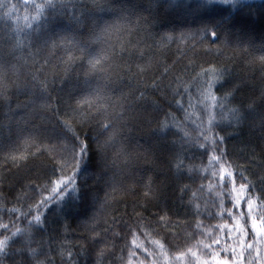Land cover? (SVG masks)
I'll return each mask as SVG.
<instances>
[{
  "label": "snow or ice",
  "instance_id": "1",
  "mask_svg": "<svg viewBox=\"0 0 264 264\" xmlns=\"http://www.w3.org/2000/svg\"><path fill=\"white\" fill-rule=\"evenodd\" d=\"M24 2L25 7L31 5L35 14L30 16L26 13L23 17V26L16 14L18 5L11 3L10 0H0V21H9L16 17L11 52H20L19 59L25 64L31 60L34 68L30 72L33 82L32 95L39 92L40 98L44 101L39 108L50 112L55 119L59 128L56 139L62 143L58 146L48 145L35 132H28L27 136L23 137V148L20 154L10 152L5 158L6 161H9L12 167L20 168L24 166L25 161L32 159L38 162L37 167L40 168L44 163L42 158L46 154L51 155L57 151L58 147L62 148L63 151L58 159L54 155L51 156L55 161L53 174L58 166L61 170L60 178L50 181L52 194H60L63 191V195L59 196L62 202L67 195L69 184L72 185V191H76L73 181L80 171L85 156L91 164L96 161L98 154H101L102 159V154L107 149L113 148L125 165L133 159L140 158L141 153L137 152L133 155L126 151L122 139L129 131L130 112L140 106L143 120L149 125L155 124L156 132L161 138L174 135L179 137L181 145L186 142L202 150L198 163L186 162L182 152L174 154L172 163L177 175L184 172L206 173L204 179L212 178L209 179L207 187L216 194V199L212 202L215 211L208 213L211 219L219 218L220 222L215 225L205 226L203 220H196L195 216L200 214L201 205L190 201V205L195 209L192 213L193 221L186 222L187 227L192 229L185 236V242L190 246L186 248V251H180L176 258L185 260L186 257H190V261H186V264H257V262L264 264V143L258 146V153L256 149H253L249 158L242 160L239 155L228 150L225 137L217 131L219 128L217 115L223 116L224 110H227L232 122L236 125H240L245 120L246 110L243 104L233 106L235 97L241 90V84L232 80L225 69L209 63L208 67L199 66L200 71L195 74L191 83L185 81L182 76L176 75L165 85L164 80L169 78L172 72V69L165 64L163 71L158 76L153 75L150 81L145 80L142 88L137 87L128 94L121 91L119 95H113L116 91L113 85L117 81L110 69L114 65L121 70V73L133 77L144 76L151 68L150 59L146 64L136 62L135 71H133V64L125 61V56L128 60L134 56H144V50L139 43L133 44L127 39L119 42V53L116 51V44L108 43L112 35L119 36L125 30L127 35L131 36L134 31L131 25L116 22L100 27L93 21V28L87 40H81L76 35L54 33L52 28L57 15L66 14L69 7L78 8L76 0H39V2L24 0ZM93 4L99 10L104 8L101 0H93ZM216 4L228 5L237 11L245 6L243 0H201L202 7H211ZM79 10L83 15L84 9ZM71 21L76 25L83 24L80 16L75 14L71 17ZM136 23L139 25V21ZM34 24L35 27H33ZM224 25L223 20L204 23L196 30L181 33V43L186 44L192 53H195L198 47L208 52H220L221 47L229 46V36L223 30ZM34 34H39L43 39L40 47H36L33 43ZM172 39L171 36L162 39L161 47L167 45ZM94 44L100 45L99 51L95 54L90 50L91 45ZM105 44L108 46L104 47ZM33 48H35L34 51ZM26 50L27 56L24 55ZM58 50L63 51L64 55L58 56ZM261 52L258 59L264 63V45L261 46ZM118 55L123 61L121 64L116 63ZM78 60L87 61V68L83 72L84 88L78 95L70 96L67 100L57 98L56 102H53L51 92L55 90L53 86L57 78L61 73L66 76ZM10 72L19 76L16 65L9 69L0 59V100L3 101L10 99L8 92L14 85L21 87L18 79L15 81L9 79ZM193 84L198 94L197 102L202 105L201 111L206 114V117H200V122L196 124L195 129L190 130L186 122L192 116L188 109L193 107ZM154 94H158L159 99L155 98ZM169 95L171 100L168 99ZM260 102L264 104V91L261 93ZM255 106V100L249 101L247 111L254 110ZM178 112H182L183 117L178 116ZM93 131L103 134V141L98 138V135H92ZM117 144H120L118 149ZM243 151L241 149V152ZM143 155L147 159V153ZM257 157H259V163ZM68 168L73 171L72 175L65 180L63 170ZM7 182V177L0 174V184ZM36 187L31 184L25 185L22 179H18L16 184H9V192L16 195V201L11 208L6 207L7 196L2 194L3 188H0V208H4L8 216V222L0 216V257H6L12 246L19 245L16 251L20 254L25 252L29 254L28 264L32 262L46 264L45 260L39 258L40 249L33 247L34 229L38 232L46 230L48 213L53 211L52 204L56 201L54 195H44L49 185L40 189L38 198L28 197L26 189L35 192ZM111 187L113 192L131 191L135 195L134 187L122 189L115 177L112 179ZM184 187L188 188V186ZM204 187L205 185L201 184L200 188ZM17 188L19 192H16ZM143 188L142 202H134L130 218L124 222L121 229L123 235L114 232L112 239L100 241L105 243L106 247L108 244L115 247L117 243L115 238L118 237L125 241L126 248L129 243L131 244L127 256L120 257L122 264H149L146 259H133L139 249H143L147 257L153 258L150 264H158L155 258L156 252L150 251L141 241L142 236L151 240L154 248L159 250V254L165 257L166 261L168 258L166 246L174 241V237L169 239L172 227V219L168 214L170 209L160 207V196L153 187L151 177H148ZM27 200H31L32 203L27 205L26 210L17 206L21 201ZM107 203L106 198L105 205ZM151 207H157L159 211L149 216L144 215L145 212L150 211ZM93 219L95 220L96 217ZM21 224L25 226L22 227ZM92 230L95 231L94 226ZM96 236L99 237L100 233H96ZM129 237H131L130 242ZM121 251L123 252L124 249ZM61 255L63 256L64 253L61 252ZM69 255H71L70 252ZM104 255L105 249H101L98 264H103ZM0 264H3L2 260Z\"/></svg>",
  "mask_w": 264,
  "mask_h": 264
},
{
  "label": "trees",
  "instance_id": "2",
  "mask_svg": "<svg viewBox=\"0 0 264 264\" xmlns=\"http://www.w3.org/2000/svg\"><path fill=\"white\" fill-rule=\"evenodd\" d=\"M10 2L18 5L16 14L20 18L21 26L24 24L23 17L26 13L30 16L35 14L30 4L25 7L24 0H10ZM101 2L104 4L103 10L95 8L93 0H76L78 8L69 7L66 14L57 15L52 28L54 33L76 35L81 40H87L93 28V21L100 25L106 21L111 23L120 17L123 19L120 23L131 25L134 29L131 36H128L125 30L119 36L112 35L108 43L116 44L117 53H119V42L127 39L133 44L139 43L144 50V56H134L131 60L125 56V61L132 63L133 71H135L136 62L146 64L150 59L151 68L144 76L133 77L121 73V70L114 65L110 69L117 81L113 85L116 89L113 95H119L121 91L128 94L137 87L142 88L144 81H150L153 75L158 76L165 64L172 69L169 78L164 80L165 85L176 75L182 76L185 81L191 83L192 78L200 71V65L208 67L209 63L215 64L218 68L225 69L232 80L241 84V90L235 97L233 106L243 104L246 110L245 120L240 125L232 122L227 110H224L223 116L218 114L217 131L225 137L228 150L239 155L242 160L248 159L253 149H256L258 153V146L264 143V104L260 102L261 93L264 91V63L258 59L262 54L261 46L264 45V0H243L245 6L239 11L220 4L202 7L201 0H101ZM80 8L84 9L83 15ZM73 14L80 16L83 20L82 25H76L71 21ZM221 20L225 21L223 30L229 36V46L221 47L220 52H208L198 47L196 52L192 53L186 44L181 43V33L196 30L204 23H215ZM15 26L16 17L9 21H0V59L9 69L13 65L17 66L19 76L10 72L9 79L13 81L18 79L21 85V87L14 85L9 90L8 101L0 100V169H2L0 174L6 176L8 181L0 184V188H3L2 194L7 196L6 207L11 208L16 201V195L9 192V184H16L18 179H22L25 185L39 186L36 187L35 192L26 189L28 197L36 196L37 198L40 189L49 185L44 195H54L56 202L52 204L53 211L48 213L46 230L38 232L34 229L33 247L40 249L39 258L45 260L46 264H98L99 251L105 249L103 264H122L120 257L127 256L131 244L129 243L126 248L125 241L118 237L115 238L117 241L115 247L111 244L106 247L105 243L100 241L112 239L114 232L123 235L121 232L123 224L129 220L134 202H142L143 185L148 177H151L153 187L160 196V207L170 209L168 214L172 219L169 239L174 237V241L166 246L167 261L159 254V250L154 248L150 239L143 236L140 239L150 251L156 252L155 258L158 264H169V262L170 264H186V261H190V257H186L185 260H178L176 257L180 251H186V248L190 246L185 242L186 233L192 231L187 227L186 222L193 221L192 213L195 211L190 201L201 205L200 214L195 216L196 220H203L205 226L220 222L219 218L211 219L208 216L209 212L215 211L212 202L216 199V194L207 187L209 179L212 178L204 179L206 175L204 172H184L177 175L172 163L174 154L182 152L186 162L198 163L202 150L186 142L181 145L179 137L174 135L161 138L156 132V125H149L143 120L142 107H135L134 111L130 112L129 131L122 138L126 151L133 155L139 152L142 154L140 158L133 159L125 165L113 148L107 149L102 154V159L101 154H98L96 161L91 164L85 156L80 171L73 181L76 191H72V185L69 184L67 195L62 202L59 196L63 195V191L60 194H52L50 186V181L59 179L61 175L58 166L53 174L55 161L51 156L54 155L58 159L63 151L62 148L58 147L57 151L51 155L46 154L42 158L44 163L40 168L37 167L38 162L32 159L25 161L24 166L20 168L12 167L11 163L6 161L5 158L10 152L20 154L23 148V137L27 136L28 132H35L48 145L58 146L62 143L56 139L59 128L55 119L50 112L39 108V105L44 102L39 92L32 95L33 82L30 72L34 68L31 60L25 64L19 59L20 52H11ZM168 36L173 39L161 47L162 39ZM32 40L36 47L43 44L39 34H34ZM107 46V44L104 45V47ZM99 48L100 45L94 44L91 45L90 50L95 54ZM24 55L27 56V50ZM57 55L63 56L64 53L58 50ZM116 63H123L119 55ZM86 68L87 61L78 60L66 76L63 73L60 74L53 86L55 90L51 92L53 102H56L57 98L67 100L70 96L80 93L84 88L83 72ZM117 73L120 74L117 75ZM192 94L193 107L188 109L192 116L186 122L190 130L195 129L196 124L200 122V117H206V114L201 111L202 105L197 102L198 94L194 84ZM154 95L159 99L158 94ZM168 99L171 100L170 95ZM251 100L256 101L255 109L247 111V104ZM185 107L187 108V104ZM149 110H151L150 106ZM217 111L219 112V109ZM177 115L183 117L182 112H178ZM92 135H98L101 141L104 139V135L100 132L93 131ZM119 147L120 144H117L116 148ZM241 149L244 151L241 152ZM144 153H147V159L144 158ZM257 162L259 163V157ZM72 171L71 168L63 170L65 180L72 175ZM113 177L122 189L134 187L135 195L131 191L113 192L111 187ZM201 184L205 185L203 189L200 188ZM184 186L188 188L185 189ZM16 192H19V188ZM106 198L108 203L105 205ZM29 203L32 201H21L17 206L26 210ZM157 211L159 208L151 207L150 211L145 212L144 215L149 216ZM0 216L8 222L4 208H0ZM94 217H96L95 220ZM21 226L25 225L21 224ZM93 226L95 231L92 230ZM96 233H100V236L97 237ZM128 240L130 242L131 237ZM19 247V245L12 246L6 257H0L3 264H28L29 254L18 253L16 249ZM121 249L124 251L122 252ZM61 252L64 253L63 256ZM133 259H146L150 264L153 258L147 257L143 249H139Z\"/></svg>",
  "mask_w": 264,
  "mask_h": 264
},
{
  "label": "clouds",
  "instance_id": "3",
  "mask_svg": "<svg viewBox=\"0 0 264 264\" xmlns=\"http://www.w3.org/2000/svg\"><path fill=\"white\" fill-rule=\"evenodd\" d=\"M123 19L120 17H117V19H115L113 22L109 23L108 21L104 22L103 24H100V27H103L106 24H112V23H116V22H121Z\"/></svg>",
  "mask_w": 264,
  "mask_h": 264
}]
</instances>
